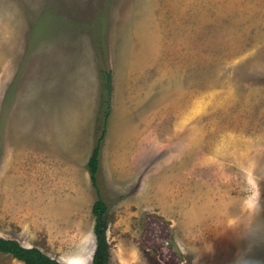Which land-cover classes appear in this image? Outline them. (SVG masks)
I'll list each match as a JSON object with an SVG mask.
<instances>
[{
  "label": "rangeland",
  "instance_id": "374dc122",
  "mask_svg": "<svg viewBox=\"0 0 264 264\" xmlns=\"http://www.w3.org/2000/svg\"><path fill=\"white\" fill-rule=\"evenodd\" d=\"M105 101L108 264H264V0H0V236L92 264Z\"/></svg>",
  "mask_w": 264,
  "mask_h": 264
},
{
  "label": "trees",
  "instance_id": "16d2710c",
  "mask_svg": "<svg viewBox=\"0 0 264 264\" xmlns=\"http://www.w3.org/2000/svg\"><path fill=\"white\" fill-rule=\"evenodd\" d=\"M107 72V73H106ZM105 75L111 88V72L106 70ZM103 73V74H104ZM110 78V79H109ZM108 85V84H107ZM108 110L104 114L103 129L101 136L98 139L97 145L93 150L92 156L88 163V169L91 175L93 185L98 189L99 199L93 206V214L95 216V235H96V250L92 264H108L110 259V244L108 240V205L104 202L98 184V173L101 165L102 144L105 139L107 130L106 125L110 116V104L105 101ZM102 121V120H101ZM0 252L10 254L14 258L22 261L25 264H64L56 258L45 253L38 247H27L22 245L18 240L13 238H5L0 236Z\"/></svg>",
  "mask_w": 264,
  "mask_h": 264
}]
</instances>
